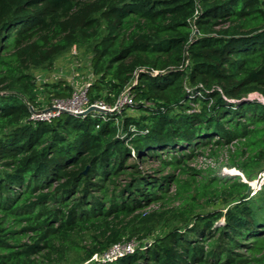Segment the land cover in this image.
I'll use <instances>...</instances> for the list:
<instances>
[{
	"label": "trees",
	"instance_id": "obj_1",
	"mask_svg": "<svg viewBox=\"0 0 264 264\" xmlns=\"http://www.w3.org/2000/svg\"><path fill=\"white\" fill-rule=\"evenodd\" d=\"M74 46L91 53L90 103H133L33 119V71ZM262 99L264 0H0V264H264ZM224 149L259 189L192 164Z\"/></svg>",
	"mask_w": 264,
	"mask_h": 264
},
{
	"label": "rangeland",
	"instance_id": "obj_2",
	"mask_svg": "<svg viewBox=\"0 0 264 264\" xmlns=\"http://www.w3.org/2000/svg\"><path fill=\"white\" fill-rule=\"evenodd\" d=\"M90 59L91 53L89 51L88 46H81L77 47L74 46L72 49L61 55L55 62L52 69L49 70H34V74L37 77L38 83V109L36 110H44L51 108L53 103L57 100H62L65 103H69L72 99L74 93H81L85 88L89 87L93 81L95 80V76L92 74L90 69ZM64 82V85L72 87V93L66 92V96L55 97L49 91V87L52 88L50 85L57 82ZM88 96V92H87ZM257 96L256 94L252 95ZM106 108H110L106 105ZM112 109V108H111ZM128 111L130 113H136L131 107H128ZM226 150H221L219 152V156H212V159L205 158H197L192 160V164L197 165L198 167H205L208 163H215V171L217 173L223 172L230 175H241L243 180L248 181L250 183V187L253 189H259V185L261 183L260 175L254 176L252 180H248L245 178L243 172L235 166H228L229 164V157L226 154ZM155 165L154 167H156ZM150 164H145L144 168H151ZM208 171H205L204 174H207ZM186 177L185 175H183ZM178 203H173L168 207H174ZM225 207V202L222 199H215L212 200L211 204L206 205L202 208V211H208L215 208ZM157 208V207H156ZM167 214L159 217L158 219L154 220V225H157L155 228L156 234H160V232L165 231L168 229L169 225H171L175 220L171 217L169 211L166 212ZM169 217V218H168ZM136 239L141 240L139 238H125L124 240ZM151 237H147L146 239L142 240H151ZM96 255V254H95ZM93 256L91 260H96V256ZM72 258L74 255L71 256Z\"/></svg>",
	"mask_w": 264,
	"mask_h": 264
},
{
	"label": "built area",
	"instance_id": "obj_3",
	"mask_svg": "<svg viewBox=\"0 0 264 264\" xmlns=\"http://www.w3.org/2000/svg\"><path fill=\"white\" fill-rule=\"evenodd\" d=\"M87 92H88V87L85 88V90H83L81 93H74L69 103H65L62 100L61 101L56 100L52 106L55 107V109H51L41 114L33 113L32 118L40 119V120L50 119L52 117L60 115L63 112H69L78 115L83 113L90 105L93 104L106 107V105L102 102L90 103L87 96ZM132 103H133L132 97L130 96L128 90H126L112 109H119L125 104H132ZM151 244L152 241L150 240H136V239L122 240L112 244L105 252L101 254H96L95 255L96 260L100 262H113L117 258L132 254L137 250H145Z\"/></svg>",
	"mask_w": 264,
	"mask_h": 264
},
{
	"label": "water",
	"instance_id": "obj_4",
	"mask_svg": "<svg viewBox=\"0 0 264 264\" xmlns=\"http://www.w3.org/2000/svg\"><path fill=\"white\" fill-rule=\"evenodd\" d=\"M51 109H55V107H51V108H48V109H44V110H36L34 108L31 107V110L33 113H36V114H41V113H44V112H47ZM115 109H111V108H106V107H102V106H99V105H90L83 113L81 114H89L91 112H100V113H108V112H111V111H114Z\"/></svg>",
	"mask_w": 264,
	"mask_h": 264
}]
</instances>
